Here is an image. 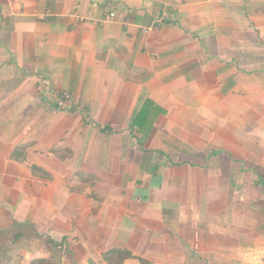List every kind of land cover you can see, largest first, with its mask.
<instances>
[{
    "label": "crops",
    "instance_id": "obj_1",
    "mask_svg": "<svg viewBox=\"0 0 264 264\" xmlns=\"http://www.w3.org/2000/svg\"><path fill=\"white\" fill-rule=\"evenodd\" d=\"M0 264H264V0H0Z\"/></svg>",
    "mask_w": 264,
    "mask_h": 264
},
{
    "label": "built area",
    "instance_id": "obj_2",
    "mask_svg": "<svg viewBox=\"0 0 264 264\" xmlns=\"http://www.w3.org/2000/svg\"><path fill=\"white\" fill-rule=\"evenodd\" d=\"M51 91L53 92V90H51ZM70 97H71L70 94H68V93H64V94H63V99L58 100L57 104H58L59 106H62V105L64 104V102H65L68 98H70Z\"/></svg>",
    "mask_w": 264,
    "mask_h": 264
}]
</instances>
